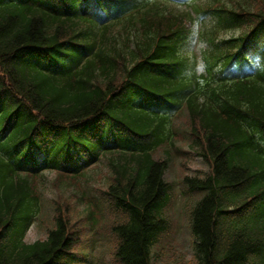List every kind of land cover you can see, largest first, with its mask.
I'll return each mask as SVG.
<instances>
[{"label":"trees","instance_id":"trees-1","mask_svg":"<svg viewBox=\"0 0 264 264\" xmlns=\"http://www.w3.org/2000/svg\"><path fill=\"white\" fill-rule=\"evenodd\" d=\"M96 1L110 24L87 19L83 0H0V264L75 263L79 236L61 217L46 241L23 242L39 200L33 178L73 155L101 156L104 144L116 173L108 196L121 213L116 264H153L171 187L169 158L154 154L170 152L182 114L208 165L186 179L201 197L191 211L198 264H264V11L237 13L219 0ZM197 19L205 46L195 52L185 24ZM121 24L134 33L106 47ZM240 29L238 45L221 38ZM232 65L249 75L233 76ZM134 131L141 146L129 155L109 147Z\"/></svg>","mask_w":264,"mask_h":264},{"label":"rangeland","instance_id":"rangeland-1","mask_svg":"<svg viewBox=\"0 0 264 264\" xmlns=\"http://www.w3.org/2000/svg\"><path fill=\"white\" fill-rule=\"evenodd\" d=\"M252 10H262L264 0H247ZM176 125L185 133L186 116L178 117ZM177 153L172 154L165 180L171 187V201L165 214L170 222L169 232L154 247L153 264H195L194 244L190 232L189 212L192 199L186 192V177H200L208 172V165L188 151L185 136L178 139ZM166 153V152H165ZM163 157L160 150L156 158ZM105 163L94 166L83 177H60L54 173L35 179L42 202L41 213L26 236V243L47 238L58 216L67 221L70 230L77 232L79 243L74 251L85 258L84 264H116L115 242L110 238L109 225L114 217L104 194L110 182ZM197 198V197H196ZM111 233V232H110Z\"/></svg>","mask_w":264,"mask_h":264},{"label":"clouds","instance_id":"clouds-1","mask_svg":"<svg viewBox=\"0 0 264 264\" xmlns=\"http://www.w3.org/2000/svg\"><path fill=\"white\" fill-rule=\"evenodd\" d=\"M202 22H204L203 19H197L192 24V27H191V37H192V44H193V46L196 45L198 29H199V27H200V25H201ZM199 46L200 47H204L205 45L203 43H201ZM196 71L198 73H201V72L205 71V65L204 64H198L197 67H196Z\"/></svg>","mask_w":264,"mask_h":264}]
</instances>
